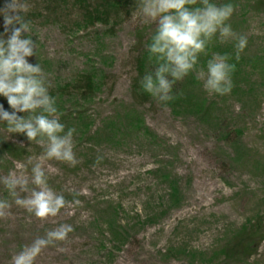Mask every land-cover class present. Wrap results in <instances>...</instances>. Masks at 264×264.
Returning a JSON list of instances; mask_svg holds the SVG:
<instances>
[{
  "label": "rangeland",
  "instance_id": "rangeland-1",
  "mask_svg": "<svg viewBox=\"0 0 264 264\" xmlns=\"http://www.w3.org/2000/svg\"><path fill=\"white\" fill-rule=\"evenodd\" d=\"M230 2L229 23L247 37V47L237 58L235 41L213 37L185 80L188 113L143 95L137 83L140 63L145 74L155 68L147 48L154 22L134 10L92 26L72 8L46 16L36 0H27L25 35L36 42L28 60L41 65L65 132L76 130L77 164L41 160L40 145L0 122V177L15 171L31 189V167L41 163L48 185L67 202L42 221L17 206L0 183V200L11 205L0 216V264H11L25 245L60 224L73 231L43 249L35 264H264V241L250 259L219 256L249 223L261 218L264 229V0ZM2 25L0 16V32ZM216 54L235 65L227 95L209 94L199 78ZM83 74L96 84L90 98L62 90ZM0 103L12 113L6 99ZM200 105L207 115L193 112Z\"/></svg>",
  "mask_w": 264,
  "mask_h": 264
},
{
  "label": "clouds",
  "instance_id": "clouds-1",
  "mask_svg": "<svg viewBox=\"0 0 264 264\" xmlns=\"http://www.w3.org/2000/svg\"><path fill=\"white\" fill-rule=\"evenodd\" d=\"M135 5L134 15L156 25L147 46L150 59L155 58V68L141 78L140 85L144 92L165 106L174 99L173 85L193 71L200 54L205 52L213 37L218 35L221 43L235 41L237 58L247 47V37L234 32L229 23L235 11L230 0L223 4L215 0H135ZM28 11L27 0H3L0 7V16L3 17V32H0V97L6 99L13 110L10 114L0 103V122H7L8 133L23 134L31 143L35 141L40 145L44 150L41 160L56 159L75 166L73 135L76 130L68 128L65 132L41 65L28 60L36 55V42L25 35L30 30L29 22L25 19ZM228 61L227 55L216 54L207 62L206 71L200 70L199 78L209 94L227 95L231 92V74L235 65ZM16 167L24 168L20 164ZM0 183L17 206L25 208L42 221L57 216L67 203L63 194H58L48 185L41 163L31 167V184L35 186L31 189L28 187L29 179L17 175L15 171L0 177ZM20 192L28 195L21 197ZM72 203L79 204L80 201L74 199ZM10 207L7 200H0V216L5 215ZM72 231L70 224H60L48 230L44 236L37 237L14 254L11 264H35L43 249L66 240Z\"/></svg>",
  "mask_w": 264,
  "mask_h": 264
},
{
  "label": "trees",
  "instance_id": "trees-1",
  "mask_svg": "<svg viewBox=\"0 0 264 264\" xmlns=\"http://www.w3.org/2000/svg\"><path fill=\"white\" fill-rule=\"evenodd\" d=\"M38 12L43 15L55 16L65 13L66 10L72 8L75 10L82 22L89 25H95L96 23L107 24L110 20L119 21L126 16H130L136 8L135 0H36ZM118 24L113 25L116 27ZM144 56V60H146ZM147 61V60H146ZM139 68V78L137 79L138 85H140L141 78L145 75L146 68ZM185 80H188V75L185 76L180 82L173 85L172 95L173 101L170 102L173 109L178 111L179 109L186 110L188 101H190V93ZM185 84V85H184ZM141 86V85H140ZM139 86V87H140ZM96 87L92 74H83L76 78L72 83L65 86L63 91L70 90V95L80 96L82 98H90ZM141 93L145 96H149L148 93ZM149 99V98H147ZM195 100V97L192 98ZM193 112L198 113L201 116L208 114V111L204 109V106L197 107ZM80 122H83V118L79 117ZM174 194L178 195V190L174 187ZM263 219H256L255 222L249 223L236 235L231 236L230 241L221 248L219 256H224L227 260H232L234 263L240 260L250 259L254 253L257 252L260 247L259 244L264 241V229L262 228Z\"/></svg>",
  "mask_w": 264,
  "mask_h": 264
}]
</instances>
